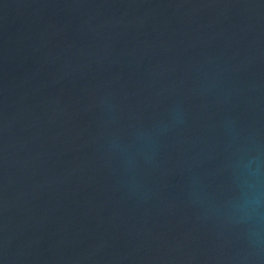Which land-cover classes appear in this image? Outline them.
Wrapping results in <instances>:
<instances>
[{"label":"water","instance_id":"obj_1","mask_svg":"<svg viewBox=\"0 0 264 264\" xmlns=\"http://www.w3.org/2000/svg\"><path fill=\"white\" fill-rule=\"evenodd\" d=\"M0 264H264V0H0Z\"/></svg>","mask_w":264,"mask_h":264},{"label":"clouds","instance_id":"obj_2","mask_svg":"<svg viewBox=\"0 0 264 264\" xmlns=\"http://www.w3.org/2000/svg\"><path fill=\"white\" fill-rule=\"evenodd\" d=\"M255 175V174H253ZM260 193L258 190H253L245 199L244 201V207L247 209H250L252 212L256 211V208L258 207L260 203Z\"/></svg>","mask_w":264,"mask_h":264}]
</instances>
